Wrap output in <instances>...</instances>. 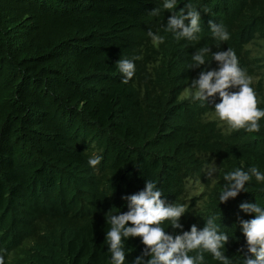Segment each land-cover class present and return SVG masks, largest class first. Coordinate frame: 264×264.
I'll list each match as a JSON object with an SVG mask.
<instances>
[{
    "label": "trees",
    "instance_id": "trees-1",
    "mask_svg": "<svg viewBox=\"0 0 264 264\" xmlns=\"http://www.w3.org/2000/svg\"><path fill=\"white\" fill-rule=\"evenodd\" d=\"M164 2L0 0L4 264H112L108 218L127 212L122 197L143 190L146 180L163 192L166 204L186 208L182 229L167 220L160 225L168 234L190 231L193 224L202 230L215 217L219 232L229 236L222 251L230 264H244L239 219L254 214L240 205L264 208V181L253 176L225 203L219 195L229 172L256 167L264 174V118L259 132L229 130L209 119L214 104L184 93L201 70L218 67L209 53L205 66L192 69L195 52L231 48L253 77L264 110V58L249 49L264 43V0H177L172 10ZM188 3L200 12L201 31L197 39H177L165 31L167 20ZM155 8L158 15L151 14ZM210 20L225 27L227 41L213 37ZM149 30L164 37L158 47ZM119 59L135 63L127 84ZM94 155L102 157L95 168L88 163ZM211 164L219 172L208 180ZM124 244L125 264H133L145 249L142 238ZM203 254L202 264H222Z\"/></svg>",
    "mask_w": 264,
    "mask_h": 264
},
{
    "label": "clouds",
    "instance_id": "clouds-1",
    "mask_svg": "<svg viewBox=\"0 0 264 264\" xmlns=\"http://www.w3.org/2000/svg\"><path fill=\"white\" fill-rule=\"evenodd\" d=\"M177 0H165L163 7L172 10L176 7ZM152 15H158L159 9L155 8ZM185 21H190L185 24ZM201 15L192 4H185L178 13L168 18L166 32H172L177 39H197L196 33L201 31ZM210 31L214 38L227 41L230 36L222 24L209 21ZM154 46L164 42V37L148 32ZM211 53L212 61L218 63V67L209 70L205 67L198 74V78L191 81L189 88L185 90V96L193 101L214 104L215 117L228 126L229 130L244 129L247 132H259V121L264 118V110L258 107V99L253 84V77L239 66V60L235 51L228 48L215 53L204 47L192 56V69L206 65L205 57ZM135 59H139L136 57ZM119 71L123 74V83L127 84L134 76L136 67L133 60L119 59L117 61ZM232 89H236L233 91ZM219 102H216V96ZM102 157L94 155L88 161L95 168L100 164ZM219 172L216 164L205 168V177L208 180L215 178ZM264 181L262 174L256 167H250L247 171L238 168L224 175L223 189L219 195L220 203L227 202L230 198H236L244 191L246 182L252 177ZM199 184V182H197ZM163 192L157 188L152 180H146L143 190L136 194L122 197L127 201L128 211L111 215L107 223L110 224L106 232V243L111 253L112 264H125V244L129 237H141L145 249L135 258L133 264H202L204 252L211 253L213 258L222 264H230L229 258L222 249L229 240L226 233H221L215 223V217L205 220L204 228L198 229L193 224L190 231H182L175 236L168 234L160 225L164 221H171L173 229H182L180 218L186 213L182 204H166L161 199ZM240 209L248 214H254L250 220L239 219V225L246 238L247 251L244 264H264V208L257 203H241ZM131 226H128V225ZM196 251L195 256L189 253ZM144 257H148L147 260ZM0 264H4V257L0 255Z\"/></svg>",
    "mask_w": 264,
    "mask_h": 264
},
{
    "label": "rangeland",
    "instance_id": "rangeland-1",
    "mask_svg": "<svg viewBox=\"0 0 264 264\" xmlns=\"http://www.w3.org/2000/svg\"><path fill=\"white\" fill-rule=\"evenodd\" d=\"M249 49L251 50V54L256 57V58H264V43H260V42H257V43H254V44H251L249 45ZM209 119L210 120H213V121H216L220 124H222L223 122L219 121L218 118L215 117V113L211 114L209 116Z\"/></svg>",
    "mask_w": 264,
    "mask_h": 264
}]
</instances>
